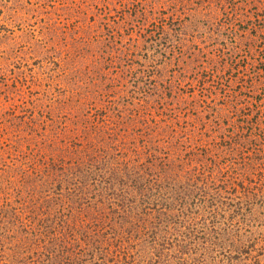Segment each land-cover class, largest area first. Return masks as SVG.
Here are the masks:
<instances>
[{
	"label": "rangeland",
	"instance_id": "obj_1",
	"mask_svg": "<svg viewBox=\"0 0 264 264\" xmlns=\"http://www.w3.org/2000/svg\"><path fill=\"white\" fill-rule=\"evenodd\" d=\"M0 264H264V0H0Z\"/></svg>",
	"mask_w": 264,
	"mask_h": 264
}]
</instances>
